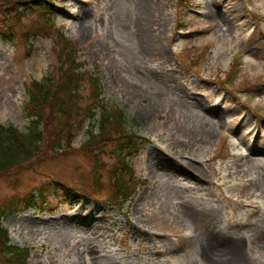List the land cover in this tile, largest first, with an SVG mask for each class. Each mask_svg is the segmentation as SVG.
I'll return each instance as SVG.
<instances>
[{
	"label": "rangeland",
	"instance_id": "374dc122",
	"mask_svg": "<svg viewBox=\"0 0 264 264\" xmlns=\"http://www.w3.org/2000/svg\"><path fill=\"white\" fill-rule=\"evenodd\" d=\"M0 2L15 18L0 17L14 33L0 34L3 124L27 131L28 87L58 77L70 41L101 97L150 140L124 159L110 140L84 146L98 111L72 149L55 142L0 173V229L29 264H264V0ZM93 90L82 81V105ZM56 182L88 199L70 201Z\"/></svg>",
	"mask_w": 264,
	"mask_h": 264
},
{
	"label": "trees",
	"instance_id": "16d2710c",
	"mask_svg": "<svg viewBox=\"0 0 264 264\" xmlns=\"http://www.w3.org/2000/svg\"><path fill=\"white\" fill-rule=\"evenodd\" d=\"M181 1L185 3V0ZM52 2L53 0H16L12 6L14 7L17 4L13 10H18L19 7L24 11L31 9L43 11V9L52 7L54 5ZM47 5H50V7ZM51 10L47 11L53 14L54 12ZM4 15L13 23V19H15L14 15L8 17L10 14L3 9L2 2H0V17ZM0 34L9 39H13L14 37V33L10 28L7 32L0 30ZM64 55L67 57L68 64L66 66H59L60 73L58 77L54 78L53 75H47L40 80L34 79L28 87V101L25 105V111L30 117V124L27 131H21L13 124H3L0 121V173L20 167L28 162L31 164L36 158L44 157L46 154L45 150L48 148L52 149L56 148V146L61 148L66 143H69L68 148L72 149L71 141L75 136V132L83 128V124L87 119H94L98 111L100 119L88 127L89 141L84 146L93 141L110 140L117 145L116 154L122 156L124 159L135 155L143 144L150 142L148 138L132 133L127 128L124 110L113 104H109L101 97L102 93L99 90L102 91V87L99 85L98 78H95L89 71L80 70L83 63L77 61L76 57H74L75 50L70 41L68 42L67 52ZM85 79L90 80L94 86L95 99L93 105L84 106L81 104L80 99L82 94L80 93V87L82 86V81ZM56 111V118L59 120V124L56 126V129L49 131L45 124H48L52 118H55L53 114ZM41 124H44L43 129L40 127ZM45 127L46 132H44ZM45 144L46 146L43 147ZM119 182L122 188L124 185L128 188L130 184L124 178L120 179ZM56 184L64 190L65 196L70 201L76 202L79 199H88L89 194L87 195L84 191L82 193L71 186L58 182ZM122 188L119 190V194L123 192L126 195L128 190L125 188V191ZM37 190L43 197V190ZM33 197V193L28 196V205L33 203ZM0 231L3 233L0 249L7 256L10 264H29L30 253L28 249L10 244L8 231L3 228Z\"/></svg>",
	"mask_w": 264,
	"mask_h": 264
},
{
	"label": "bare ground",
	"instance_id": "6f19581e",
	"mask_svg": "<svg viewBox=\"0 0 264 264\" xmlns=\"http://www.w3.org/2000/svg\"><path fill=\"white\" fill-rule=\"evenodd\" d=\"M76 17H77V16H76ZM75 19H76V18H75ZM77 19H78V17H77ZM145 24H146V23H145ZM147 41H148V42H147ZM144 42L147 44V46H149V44H148V43H150L149 40L146 39ZM144 48H145V46H144ZM233 238H234V239H230V241H231L230 244H231V243L237 244V243H238L237 239H235V237H233ZM238 245H239V244H238ZM233 247L235 248V246H233Z\"/></svg>",
	"mask_w": 264,
	"mask_h": 264
}]
</instances>
